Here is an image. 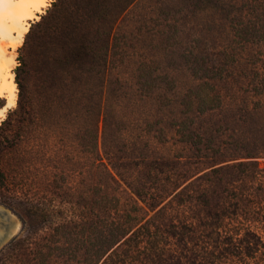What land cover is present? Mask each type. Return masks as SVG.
Segmentation results:
<instances>
[{
  "label": "rangeland",
  "instance_id": "374dc122",
  "mask_svg": "<svg viewBox=\"0 0 264 264\" xmlns=\"http://www.w3.org/2000/svg\"><path fill=\"white\" fill-rule=\"evenodd\" d=\"M53 1L25 20L27 29L15 46L9 36L5 39L16 102L6 107L7 98L0 97V123L17 105L22 55V80L29 85L44 47L51 52L83 46L88 33H109L108 174L96 170L93 155L84 149L82 130L77 133L82 123L75 124L69 152L32 150L22 174L10 171L8 187L0 190V209L14 220L0 245V264H83L81 244L71 260L56 243L59 234H52L64 221H78L83 230L98 220V177L108 180L102 190L108 193V226L98 231L123 234L128 218L139 212L137 204L149 210L102 264H201L205 235L211 231L206 224L217 215L226 224L222 236H234L238 246L249 228L264 235L263 223L253 221L264 217V185L260 191L249 174L264 170V9L256 3L261 0H134L120 12L125 0H71L45 31L26 40L32 23ZM254 24L260 31L244 34ZM102 131L103 121L101 155ZM224 167V177L210 174ZM184 190L179 199L176 194ZM219 264L256 262L231 253Z\"/></svg>",
  "mask_w": 264,
  "mask_h": 264
},
{
  "label": "trees",
  "instance_id": "16d2710c",
  "mask_svg": "<svg viewBox=\"0 0 264 264\" xmlns=\"http://www.w3.org/2000/svg\"><path fill=\"white\" fill-rule=\"evenodd\" d=\"M70 1L54 0L52 7L47 9V13L42 15L40 20L32 23L26 40L33 33L46 29L69 6ZM133 1H122L119 5L121 6L119 12L125 10ZM256 3H259L258 9L260 7L264 9V6H261L264 5V0ZM102 8L107 9V5L102 3ZM111 9L108 8L109 12ZM251 27L252 29L247 30L244 34H255L260 31L255 24ZM84 40H87L84 43L86 45L73 44L68 48H60L51 52L46 50L47 47H44L37 57L38 65L33 69L34 75L29 85L24 84L22 80L21 71L24 69L23 64L26 63L22 55L21 64L16 70V81L20 90L17 105L8 111L7 117L0 123V190L8 187L10 171L14 172V176L22 174L21 171L27 162L26 156L32 150L52 152L53 154H58L62 150L69 152L68 140L75 131L76 123H82L79 125L77 133L82 130V144L84 149L93 155V165L96 170L98 172L105 171L108 174V112L105 109L104 98L107 93V52L109 55L111 38L109 33L106 37L103 32L97 29L96 35L92 34L91 37L88 33ZM26 44L27 41L24 42L22 49ZM102 121L103 155L100 152ZM57 140H64V144L58 146ZM85 143H88V148ZM119 162L121 161L119 160ZM110 163L114 168H118V164L115 162ZM242 165L240 163L238 166ZM226 170L227 167L214 168L210 174H217L216 177L221 178L227 175ZM262 171L264 170L249 171L252 184L259 183L258 186H262L260 191L263 190L264 185ZM242 173L246 175L245 172ZM244 175L240 174V178ZM19 179L18 183L20 187H23L25 184L21 182V178ZM95 179L97 183L94 204L98 207V210H95L98 213L96 216L98 220L83 230L78 229V226L81 225L78 221H64L55 227L56 233L52 234V237L59 234L56 243L62 248V253L68 254V258L71 260H76L81 244L83 253L80 260L83 264H102V260L108 252L149 215V210L137 204L135 207L139 212L131 216L132 218H128L123 234H116L113 231L108 236V233L102 230L98 231V228L103 227L104 223L106 225L108 219V209L106 208L108 207V193L106 190L102 191L107 186L108 180L102 182L99 177ZM111 179L112 182L118 183L114 174ZM257 187L254 188L255 191L258 189ZM184 192L185 190L176 194L179 199ZM240 195L239 199L242 200L244 192ZM239 199L236 198V200ZM148 207L149 209L154 208L152 205ZM208 209V213L216 215L211 212L210 208ZM100 214L103 215L100 216ZM149 221L150 218L146 223ZM213 221L217 223L214 224ZM253 221L264 225L263 216L253 217ZM206 227L211 231L205 235L206 247L205 253H200L204 259L201 264H219L222 258L231 253L238 255L242 260L254 259L256 264H264V235L259 231L250 228L246 230L245 234L239 238L241 245L238 246L234 241V236H222L220 228L226 227V224L219 215L214 220L208 221ZM176 235L184 240L182 236H179V232H176ZM203 238L204 236L201 239ZM199 240L200 238H197L194 243H198ZM194 251V257H199L197 248ZM194 264L198 263L194 262Z\"/></svg>",
  "mask_w": 264,
  "mask_h": 264
},
{
  "label": "bare ground",
  "instance_id": "6f19581e",
  "mask_svg": "<svg viewBox=\"0 0 264 264\" xmlns=\"http://www.w3.org/2000/svg\"><path fill=\"white\" fill-rule=\"evenodd\" d=\"M50 1L52 0H48L45 4H37L33 0H0V33L2 34V40L0 41V97L7 98L6 107L14 105L16 102V83L11 80L13 73L10 69L12 66L4 59V53L8 45L5 39L9 36L11 40L8 43L15 46L27 29L24 23L25 20L42 11ZM8 18L10 24L7 20L6 23L2 21Z\"/></svg>",
  "mask_w": 264,
  "mask_h": 264
},
{
  "label": "water",
  "instance_id": "95a60500",
  "mask_svg": "<svg viewBox=\"0 0 264 264\" xmlns=\"http://www.w3.org/2000/svg\"><path fill=\"white\" fill-rule=\"evenodd\" d=\"M14 226V220L4 210L0 209V245L10 236V230Z\"/></svg>",
  "mask_w": 264,
  "mask_h": 264
},
{
  "label": "snow or ice",
  "instance_id": "6c2138e0",
  "mask_svg": "<svg viewBox=\"0 0 264 264\" xmlns=\"http://www.w3.org/2000/svg\"><path fill=\"white\" fill-rule=\"evenodd\" d=\"M33 2H35L37 4H45L48 2V0H33ZM0 115H2V112H0Z\"/></svg>",
  "mask_w": 264,
  "mask_h": 264
}]
</instances>
